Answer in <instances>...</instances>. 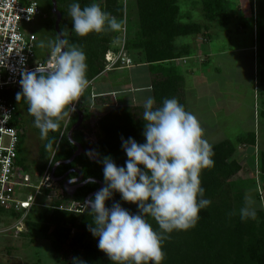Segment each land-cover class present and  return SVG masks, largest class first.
Here are the masks:
<instances>
[{
  "label": "trees",
  "instance_id": "trees-1",
  "mask_svg": "<svg viewBox=\"0 0 264 264\" xmlns=\"http://www.w3.org/2000/svg\"><path fill=\"white\" fill-rule=\"evenodd\" d=\"M35 1L42 10L41 16L35 20L39 21V31H33L38 36L36 51L38 57L45 58L48 51L45 48V54L41 55L40 44L59 36L55 28L57 17L53 12L52 0ZM72 2L73 0H57L63 15L61 31L64 38L76 43L87 55L89 85L84 97L78 101V108L84 113V121L73 136L74 141L83 145L84 151L71 164H61L56 176L61 177L70 167H74L82 172L84 181L92 177L105 185L103 165L96 160L110 156L118 166H124L128 157L122 148V138L133 137L140 143L145 142L143 105L118 104L112 95L90 93L91 83L95 79L124 66L123 60H119L113 69L107 70V55L113 53L118 56L124 43V52L133 56L132 64L134 61L149 65L156 106H160L164 98H176L188 110L185 80L173 62L190 57L193 49L191 45L178 44L177 40L181 37L206 35L208 30L197 22H184L178 0H95L122 21V28L120 32L109 35L90 34L78 37L72 31V20L68 16ZM80 2L83 7L93 0ZM250 6L251 11H256L255 18L254 15L252 17L257 31L258 78L262 99L260 118L264 121V0H250ZM204 12L209 21H221L229 28L236 15V4L231 0H204ZM21 91L22 87L4 93L9 101L17 105L15 125L26 129L20 138L18 165L29 173L34 168L37 175L42 176L51 160L53 169L57 162L71 159L77 151V146L68 134L80 116L78 112H74L69 124L66 117L56 130L49 133L48 139L42 140L39 129L34 126L33 117L27 111L26 102L23 98L17 100V93ZM100 109H103L102 113H97L99 115L95 117L101 136L94 141L89 138L87 130L91 127V116L97 112L95 110ZM29 126L40 137L38 156L34 161H30L22 152ZM49 140L51 148L47 146ZM238 145L248 147L253 162L255 160L258 164L260 175L256 179L264 182V149L256 148L255 132L240 135L235 142L225 139L211 145L215 164L214 167L205 169L201 176L206 189L205 198L210 199L211 204L201 211L196 227L187 231H174L168 236L164 241L166 258L163 264H264V208L256 210L254 219L242 220L240 217V209L245 206L246 201L248 204L247 190L255 189L257 180L254 178L249 182L236 178L248 168L237 158L240 150ZM89 150H92L93 158L86 154ZM253 162L250 168L256 165ZM100 185L97 182L87 183L73 196L65 192L64 202L55 198V205L35 207L29 214L26 228L28 224L31 225L34 233L38 232L51 242V255L55 264H72L74 258L81 260L77 264H113L107 254L99 249V238L89 231L92 217L89 211L84 210L88 208L87 197L98 190ZM257 197L261 199L260 194ZM114 202L121 203L133 213L138 211L137 205L123 201L119 192L114 193L107 206L111 207ZM13 215L15 219H19L22 214ZM34 216L36 219L31 221ZM9 218L10 215H5L6 222H9ZM150 223L158 228L154 220L150 219ZM0 236L16 235L6 233Z\"/></svg>",
  "mask_w": 264,
  "mask_h": 264
},
{
  "label": "clouds",
  "instance_id": "clouds-1",
  "mask_svg": "<svg viewBox=\"0 0 264 264\" xmlns=\"http://www.w3.org/2000/svg\"><path fill=\"white\" fill-rule=\"evenodd\" d=\"M68 16L78 37L109 35L122 28V21L95 0L83 7L80 0H73ZM190 39L181 37L177 43H189ZM40 47L47 49L49 60L39 63L35 71L22 72L17 100L24 99L44 140L66 117L69 124L77 112L74 104L78 107L89 80L85 51L63 34L42 41ZM142 119L145 142L122 138L128 157L124 166H118L110 156L96 160L103 165L105 186L88 202L92 217L89 231L99 238V249L113 264H163L164 241L174 231L196 227L201 211L211 204L205 198L201 176L214 167V151L199 119L176 98H164L157 107L152 96L143 102ZM47 146L51 148V140ZM86 154L93 158L92 150ZM85 182L96 183L92 177ZM57 183L64 188L63 183ZM116 192L123 201L136 204L138 211L133 213L119 202L108 207ZM255 216L256 210L246 201L240 209L241 219ZM77 261L81 260L74 258L72 264Z\"/></svg>",
  "mask_w": 264,
  "mask_h": 264
},
{
  "label": "rangeland",
  "instance_id": "rangeland-1",
  "mask_svg": "<svg viewBox=\"0 0 264 264\" xmlns=\"http://www.w3.org/2000/svg\"><path fill=\"white\" fill-rule=\"evenodd\" d=\"M178 1L184 22L194 21L207 27L208 30L206 35L190 36V38L195 39L193 41L198 43L208 41L213 35L216 41L214 43L212 40L215 46V56L212 57V62L208 63V66L215 71L211 73L208 70L209 77L203 85L201 84L203 81L196 85L195 79L192 77L187 78L185 83L188 92H193L191 98L193 101L196 99L197 87L200 89L205 86L210 90V98L206 97L208 105L202 110L203 116L207 117L202 120L205 135L213 136L214 142L212 143L217 144L225 139L235 142L238 136L255 132L256 148L264 149V121L260 118L262 99L258 78L259 57L256 54L258 52L257 31L252 17L254 15L255 18L256 11H251L250 0H231L236 4V15L229 28H226L227 26L223 25L221 21H209L204 12V0ZM253 12L254 14H252ZM38 28H40V24L36 22L30 29L39 31ZM186 44L188 43H183V45ZM44 49L40 48L41 55L45 54ZM95 111L97 112L90 119L91 127L87 130L89 138L94 141L101 136L95 115L102 113L103 109ZM192 113L195 114L194 111ZM28 130L22 152L30 161H34L38 156L39 141L36 133L33 132L34 128L29 126ZM238 147L240 150L237 153V158L243 166H249V172L244 170L236 178L250 182L251 179H256L260 175L258 164L255 163V160L253 162L251 153L246 150L247 146L238 145ZM257 149L255 154L258 153ZM252 162L256 165L250 168ZM33 169L30 171V178L33 183H36L40 176ZM255 185L257 186L255 189L247 190V200L249 207L257 210L260 207L264 208V182L258 179ZM257 194H262L261 199L257 197ZM39 202L49 207L55 202V199L41 196ZM84 210L89 211V208ZM35 216L31 221L36 219ZM33 230L34 228L28 224L24 233L19 236H0V264H55L51 255V242L38 232L34 233Z\"/></svg>",
  "mask_w": 264,
  "mask_h": 264
},
{
  "label": "built area",
  "instance_id": "built-area-1",
  "mask_svg": "<svg viewBox=\"0 0 264 264\" xmlns=\"http://www.w3.org/2000/svg\"><path fill=\"white\" fill-rule=\"evenodd\" d=\"M41 14L35 0H0V235L19 236L24 232L32 210L46 207L39 202L41 196L64 200L65 189L52 175V160L36 183L31 181L30 173L18 165L20 138L26 129L15 125L17 105L4 95L21 88L23 71H35L39 63L49 60L48 54L45 58L38 57L37 35L30 30V25ZM107 59V70L113 69L119 60L127 66L132 64V59L124 52V43L118 56L109 53ZM14 213L22 215L15 219ZM5 215L11 216L9 222L5 221Z\"/></svg>",
  "mask_w": 264,
  "mask_h": 264
},
{
  "label": "crops",
  "instance_id": "crops-1",
  "mask_svg": "<svg viewBox=\"0 0 264 264\" xmlns=\"http://www.w3.org/2000/svg\"><path fill=\"white\" fill-rule=\"evenodd\" d=\"M191 39L192 42L188 43L187 45H193V55H191L190 57L180 58L173 63L183 75L185 83L187 78L192 77L195 79L196 85L201 83L202 81L203 82L201 84L203 85V83L207 81V78L209 77L208 70L211 71V73L215 71V69L208 66V63L212 62V57L215 56V46L212 43V40H214V43L216 42L215 37L211 35V38H209L208 41H201L198 43H196V41H193L195 39ZM179 44L183 45V42ZM111 56L112 55H110V57ZM129 56L133 60V56ZM136 59L138 60V57H136ZM90 87V93H92V95H112L114 96V99L118 104L143 105L146 97H154L149 65H145L144 63H135L134 61L130 66L124 65L120 69L102 74L91 83ZM186 93L188 111H190L191 113L194 111V115L199 119L201 125H203L202 120H205L207 117L203 116L202 110H204V108L208 105L206 97L210 98V90L205 86H202L200 89L197 87V91L195 93V101L191 99L193 96L192 91L188 92L186 88ZM205 138L208 140L210 145H213V136L205 135ZM244 167L247 168L249 166L247 165ZM245 170L248 171V168Z\"/></svg>",
  "mask_w": 264,
  "mask_h": 264
},
{
  "label": "water",
  "instance_id": "water-1",
  "mask_svg": "<svg viewBox=\"0 0 264 264\" xmlns=\"http://www.w3.org/2000/svg\"><path fill=\"white\" fill-rule=\"evenodd\" d=\"M52 2H53V12H54V14L57 17L56 23H55V28H56V31L58 32V35H61V34H63L62 31H61V23H62V20H63V15H62L61 11L58 8L57 0H52ZM74 107H75V110L78 112L80 118H79V121L76 124H74L73 127L71 128V130L69 131V138L77 146V151L75 152V154L73 155V157L71 159L56 163L53 166V169H52V175H53L54 180L57 181V182H59V183H63L64 184V188H65V190H66V192L68 193L69 196H73L78 188H80V187L84 186L85 184H87L84 181V176H83L82 172L80 170H78V169H74V171H76L79 174V178L77 180H75V182L66 181L67 176H64V177H58V176H56L57 167L59 165H61V164H71L72 162H74V160L78 156H80L83 153V150H84L83 145L81 143L77 142V141H74V138H73L74 131L76 129L80 128L82 126V124H83V121H84V113L81 110H79V108L76 107L75 104H74ZM95 181L97 183H100L101 184L99 190L102 187L105 186L99 180H96L95 179ZM73 183H80V184H77L76 186H74ZM96 192L90 194L87 197V199H86L87 206H88V202L92 199L93 196H95V193Z\"/></svg>",
  "mask_w": 264,
  "mask_h": 264
},
{
  "label": "flooded vegetation",
  "instance_id": "flooded-vegetation-1",
  "mask_svg": "<svg viewBox=\"0 0 264 264\" xmlns=\"http://www.w3.org/2000/svg\"><path fill=\"white\" fill-rule=\"evenodd\" d=\"M37 22H39V21H37ZM36 23V22H35ZM76 124V123H75ZM68 136H69V134H68ZM37 140L40 142V137H38L37 136ZM23 145H24V143H23ZM23 148V147H22ZM84 151V150H83ZM25 154V153H24ZM59 162H62V161H59ZM58 163V162H57ZM60 166V165H59ZM58 166V167H59ZM58 167H57V169H58ZM74 169H78V168H74V167H70L68 170H67V172L64 174V175H62L61 177H64V176H67V178H66V181H73V179L75 178V180H77L78 178H79V174L76 172V171H74ZM79 170V169H78ZM84 182V181H83ZM77 184H80V183H73V185L74 186H76ZM79 189V188H78ZM77 189V190H78ZM76 190V191H77ZM99 190V189H98ZM98 190H96V191H98ZM95 191V192H96ZM76 193V192H75Z\"/></svg>",
  "mask_w": 264,
  "mask_h": 264
}]
</instances>
